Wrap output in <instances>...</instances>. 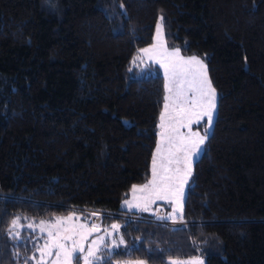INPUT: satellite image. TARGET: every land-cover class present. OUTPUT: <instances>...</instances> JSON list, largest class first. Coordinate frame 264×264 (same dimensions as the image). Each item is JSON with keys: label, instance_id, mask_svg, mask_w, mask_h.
I'll return each instance as SVG.
<instances>
[{"label": "trees", "instance_id": "obj_1", "mask_svg": "<svg viewBox=\"0 0 264 264\" xmlns=\"http://www.w3.org/2000/svg\"><path fill=\"white\" fill-rule=\"evenodd\" d=\"M158 16L218 93L178 226L121 206L150 176L164 81L138 53ZM85 209L124 240L93 264H264V0H0V264H32L40 243L13 239L14 218L88 224Z\"/></svg>", "mask_w": 264, "mask_h": 264}, {"label": "snow or ice", "instance_id": "obj_2", "mask_svg": "<svg viewBox=\"0 0 264 264\" xmlns=\"http://www.w3.org/2000/svg\"><path fill=\"white\" fill-rule=\"evenodd\" d=\"M163 19L161 16L157 21L156 37L154 38L160 43H154L150 48L140 50L149 60L154 59L164 69V110L161 112L160 124L158 125L161 129V132L158 133L160 140L156 151L153 153L152 178L146 184L133 185L132 192L134 198L137 192L145 193L144 196L140 197L146 202L143 209L145 211L148 210V202L163 199L172 201L174 205L173 213L178 211L182 213L184 186L188 184L189 177L192 175V164L207 139V132L203 136L198 132L191 131L188 135H184L179 133V127L190 129L193 123H199L203 117H207V125L210 129L215 116L218 93L212 86L207 68L200 58L195 55L184 58L180 56L179 49L168 51L164 47L162 43L164 36ZM135 59L133 62H135ZM172 85H175V89ZM169 121L175 123L171 124ZM176 125H179V127ZM170 132L172 134H169ZM165 142L170 145L167 150L162 148ZM181 163L185 165L183 170L179 167ZM173 164L176 165L175 168L170 167ZM124 204L129 208L134 206L128 200H125ZM135 206L139 207V205ZM74 219H79V217L72 213L67 217L57 219L54 223H47L48 229H56V231L49 230L48 236L51 242L46 243L44 248H37L41 255V261L45 256L52 255V249L55 248L57 249L55 253L57 259L54 264H79L81 256L78 253L84 252V245L75 241L73 237L77 234L78 229H84L85 225L65 226ZM45 225V221L40 222L39 230L41 233L45 232ZM11 226L12 228L23 227V225H19V218H14L11 221ZM27 227L35 231L33 224L29 223ZM111 228L118 231L120 225L112 224ZM99 230L93 224L86 233H81V238L86 239L92 231ZM9 235L15 240L21 238L19 231L13 233L10 229ZM101 239L103 238L101 237ZM68 241L72 242L71 247H69ZM120 243H124L123 238H121ZM89 257H95V251L90 246L87 255L82 257L84 264H92ZM138 264H143V262H138ZM169 264H201V261L196 258L190 261H178L170 258Z\"/></svg>", "mask_w": 264, "mask_h": 264}, {"label": "rangeland", "instance_id": "obj_3", "mask_svg": "<svg viewBox=\"0 0 264 264\" xmlns=\"http://www.w3.org/2000/svg\"><path fill=\"white\" fill-rule=\"evenodd\" d=\"M159 18H160V16L157 17V19H156V21L154 23L151 43L149 45L141 48V49L150 48L154 43H160V41H156L154 39L156 37L157 21H158ZM162 43H163L164 47L167 48L168 51H172V50L176 49V48H168L166 46L165 42H164V39L162 40ZM140 50H139V53H138V59L140 61L144 62V63H148L149 62V61H147V60H149L148 57L144 53H142ZM180 56H182L184 58H188V57H191L193 55H182V54H180ZM197 57L200 58L199 56H197ZM150 62L156 64L159 67V70H160V72H161V74L163 76V81H164V86H165L164 69L161 68L160 64L157 63L154 59L150 60ZM172 86L175 89V85H172ZM185 87H187V86L185 85ZM164 96H165V87H164ZM163 110H164V101H163L161 112ZM161 112H160V115H161ZM160 115H159V120H158V123H157V126H156V138L157 139H156V144H155V148H154L153 153L156 151L158 141L160 140V136L158 135V133L161 132V129L158 127V125L160 124ZM169 123L174 124L175 122L174 121H169ZM176 126L179 127V125H176ZM210 129L208 128V125H207V117H203L200 120L199 123H193L190 126V129L187 128V127H179V133H183L184 135H188L190 133V131H191V132H198L201 136H203V135H205L206 132H207V135H208ZM169 134H172V133L170 132ZM169 147H170V145L167 142H165L162 145V148L165 149V150H167ZM200 152H199V154H200ZM199 154L195 157V160L199 156ZM181 155H183V153H181ZM152 158H153V155H152ZM152 158H151V165H150V176H149L148 180H150L152 178V172H151V169H152ZM165 163H166V161H165ZM170 167L175 168L176 165L173 164ZM179 167L183 170L185 168V165L183 163H181L179 165ZM189 179H190V177H189ZM148 180L144 184H146L148 182ZM141 185H143V184H141ZM137 186H140V185H137ZM187 187H188V184H186L184 186V192L185 193H186ZM144 195H145V193L137 192L135 194V198H134V194L132 192V187H131L130 192H129V196H128V198L126 200H128L129 202H131L134 205L131 208L137 209V210H139L141 208L144 209V206H145L146 202H145V200L140 199V197H142ZM184 196H185V194H184ZM124 201L121 202V206L127 208L128 206L126 204H124ZM157 202H160V203H157ZM152 204L155 206V208H157L159 206H161L163 208L164 207L166 208L165 217H163L164 220L166 218H169V219H172V220H167V221L179 222V220H173V219L179 218L181 213L179 211L173 213L174 205H173L171 200L166 201V200H163V199H156L155 202H148L147 203V209H148L147 211L148 212H151V209H149V206L152 205ZM135 205H139L140 207H137ZM152 210H153V212H152V216H153L155 209H152ZM72 213L73 212L68 213L66 215H63V216H55V217L43 218V219H35V218H30V217H27L29 219H26V218L16 217V218H19V225H23V227L21 228V227L17 226V227L12 229V232L13 233L16 232V231L20 232L22 229L33 231V229L27 227V225L29 223H31V224H33L35 226V231H33V232L36 235H38V237H40V243L37 244V247L44 248L46 243H50L51 242L50 237L48 236V231L49 230H51L53 232L56 231V229H48L47 228V223H54L57 219L67 217V216H69ZM75 215L77 217H79V219H74L73 221H69L65 226H71V225H77L78 226L80 224L85 225V228L84 229H78L77 234L73 237V239L75 241H77L78 243H82L84 245V252L83 253H78V255L81 256L79 264H84V261H83L82 257L84 255H87L88 250H89V246L95 251V257H89V259L92 260V264H93L94 261L96 260V256L97 255H99L100 253H103L105 251H107L108 253H111L112 251L117 249L116 247L121 245V243H120L121 236H120L119 230L117 231V230H113L111 228L112 224H117V223H112L110 225L102 226V227L99 225V223L95 224L100 230L99 231H92L91 235H88L86 239H82L81 238V233H86L88 231V229L91 228V224H89V223L87 224V222L84 221L82 213H75ZM41 221H45L46 222V225H45L46 230H45L44 233H41L40 230H39V225H40ZM181 223H183V221H181ZM174 224H177V223H174ZM165 225L170 226L169 224H165ZM101 237L103 239H101ZM93 241H95V243H93ZM67 243H68L69 247H71V243L72 242L68 241ZM56 251H57V249L53 248L52 249V255L45 256L43 258V261H41L40 252L36 251V255L34 257H32V259H31V263L32 264H54V262L57 259L56 255H55ZM193 258H196L199 261H201V264H205V259H204V257L202 255H197L195 257H189V258H171V259H175V260H178V261H190ZM169 260H170V258L166 260V264H169ZM141 261L142 260H136V259H133V260H131V259H122V260H115L113 262V264H138V262H141ZM143 264H146V263L143 262Z\"/></svg>", "mask_w": 264, "mask_h": 264}, {"label": "built area", "instance_id": "obj_4", "mask_svg": "<svg viewBox=\"0 0 264 264\" xmlns=\"http://www.w3.org/2000/svg\"><path fill=\"white\" fill-rule=\"evenodd\" d=\"M85 211L89 213L88 223L91 225L98 224L102 215H110L109 212H105L101 210L85 209ZM123 216L129 219H133V218L140 219L141 218L139 216H128V215H123ZM163 216H164V212H163L162 207H157L154 210L153 216L150 218H144V220L154 221V222L163 223V224H169L173 226L180 225L179 222L165 221ZM174 223H177V224H174Z\"/></svg>", "mask_w": 264, "mask_h": 264}, {"label": "bare ground", "instance_id": "obj_5", "mask_svg": "<svg viewBox=\"0 0 264 264\" xmlns=\"http://www.w3.org/2000/svg\"><path fill=\"white\" fill-rule=\"evenodd\" d=\"M165 221H167V219H165ZM181 224V223H180ZM172 226V225H171Z\"/></svg>", "mask_w": 264, "mask_h": 264}, {"label": "crops", "instance_id": "obj_6", "mask_svg": "<svg viewBox=\"0 0 264 264\" xmlns=\"http://www.w3.org/2000/svg\"><path fill=\"white\" fill-rule=\"evenodd\" d=\"M147 61H149V62H150V60H147Z\"/></svg>", "mask_w": 264, "mask_h": 264}, {"label": "water", "instance_id": "obj_7", "mask_svg": "<svg viewBox=\"0 0 264 264\" xmlns=\"http://www.w3.org/2000/svg\"><path fill=\"white\" fill-rule=\"evenodd\" d=\"M179 223H181V221H179Z\"/></svg>", "mask_w": 264, "mask_h": 264}]
</instances>
